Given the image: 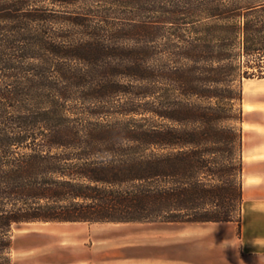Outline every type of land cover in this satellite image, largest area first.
Instances as JSON below:
<instances>
[{"label": "trees", "instance_id": "trees-1", "mask_svg": "<svg viewBox=\"0 0 264 264\" xmlns=\"http://www.w3.org/2000/svg\"><path fill=\"white\" fill-rule=\"evenodd\" d=\"M254 78L264 0H0V264L18 223L240 231Z\"/></svg>", "mask_w": 264, "mask_h": 264}, {"label": "crops", "instance_id": "crops-1", "mask_svg": "<svg viewBox=\"0 0 264 264\" xmlns=\"http://www.w3.org/2000/svg\"><path fill=\"white\" fill-rule=\"evenodd\" d=\"M246 102L252 108L243 109L240 234L237 222H134L150 226L136 229L134 243L119 246L135 247V255L112 257L109 248L114 238L109 232L86 228L87 222H46L79 226L56 233L54 261L45 264H264V99L255 92L243 99V105ZM40 246L51 247L44 239ZM234 246L238 251L229 258L219 252Z\"/></svg>", "mask_w": 264, "mask_h": 264}, {"label": "rangeland", "instance_id": "rangeland-1", "mask_svg": "<svg viewBox=\"0 0 264 264\" xmlns=\"http://www.w3.org/2000/svg\"><path fill=\"white\" fill-rule=\"evenodd\" d=\"M245 79V78H244ZM243 83V89L252 84L258 85L255 92H260L261 97L264 99V79H246ZM263 91V92H261ZM254 92V93H255ZM253 94V93H252ZM251 94V95H252ZM247 98L243 94V99ZM242 108L244 110H249L252 108L247 102H242ZM244 110H243V121H244ZM243 127V123H242ZM248 159V158H247ZM249 180L247 179V182ZM238 218V216H237ZM78 227V224H57V223H18L13 226V251L12 259L13 264H45L47 262L54 261L55 250V236L57 232L68 231L72 228ZM86 228H97L109 232V236L114 238L111 242V248L109 252L112 257H115L118 254L126 255H135V247L120 248L122 244L125 243H134V236L136 234V229L141 227H150L147 225L137 224V223H87L84 224ZM240 234V231L238 229ZM68 235V233L64 234ZM125 235H128L129 238H121ZM42 239L48 240V248L41 249ZM120 246V247H119ZM180 250V249H179ZM237 247H224L223 255L225 258H229L232 254L237 253Z\"/></svg>", "mask_w": 264, "mask_h": 264}, {"label": "bare ground", "instance_id": "bare-ground-1", "mask_svg": "<svg viewBox=\"0 0 264 264\" xmlns=\"http://www.w3.org/2000/svg\"><path fill=\"white\" fill-rule=\"evenodd\" d=\"M258 85L252 84L251 86H247L244 89V94L248 97L250 96L252 93H254L257 89Z\"/></svg>", "mask_w": 264, "mask_h": 264}]
</instances>
